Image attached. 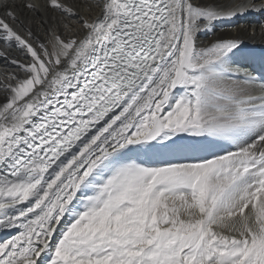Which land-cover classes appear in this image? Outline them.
I'll return each instance as SVG.
<instances>
[{
	"label": "snow or ice",
	"instance_id": "snow-or-ice-1",
	"mask_svg": "<svg viewBox=\"0 0 264 264\" xmlns=\"http://www.w3.org/2000/svg\"><path fill=\"white\" fill-rule=\"evenodd\" d=\"M248 13L0 0V264H264V72L216 35Z\"/></svg>",
	"mask_w": 264,
	"mask_h": 264
},
{
	"label": "bare ground",
	"instance_id": "bare-ground-1",
	"mask_svg": "<svg viewBox=\"0 0 264 264\" xmlns=\"http://www.w3.org/2000/svg\"><path fill=\"white\" fill-rule=\"evenodd\" d=\"M219 3H227V0H218ZM261 22H264V13H248L244 16L237 17L232 21L225 22L224 24H218L216 27V35H223V36H233V35H240L243 37L247 42V48L250 55L241 58V62L245 67H248L251 60H254L253 53L257 55L256 57L261 58V63L257 64L256 69H249L256 73L264 72V33H261L259 25ZM242 26L237 31H233V28L236 26ZM256 26L255 34H253L252 26ZM35 30V29H34ZM41 38L43 39V33H39ZM213 38L211 33H202L200 34V41L202 43H207L209 40ZM3 45L0 44V49H3ZM253 52V53H252ZM13 55H19L18 52L13 50ZM248 57V59H247ZM11 67L5 68L3 61L0 60V74L4 73L5 71H10ZM2 99V96H0Z\"/></svg>",
	"mask_w": 264,
	"mask_h": 264
}]
</instances>
